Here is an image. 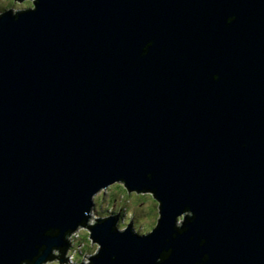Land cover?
<instances>
[{
  "label": "water",
  "instance_id": "water-1",
  "mask_svg": "<svg viewBox=\"0 0 264 264\" xmlns=\"http://www.w3.org/2000/svg\"><path fill=\"white\" fill-rule=\"evenodd\" d=\"M119 176L155 187L162 219L147 238L97 225L94 264L161 247L165 264H264V0H40L0 18V264L60 244L45 229Z\"/></svg>",
  "mask_w": 264,
  "mask_h": 264
},
{
  "label": "clouds",
  "instance_id": "clouds-1",
  "mask_svg": "<svg viewBox=\"0 0 264 264\" xmlns=\"http://www.w3.org/2000/svg\"><path fill=\"white\" fill-rule=\"evenodd\" d=\"M39 4L40 0H0V18L7 15L17 20L21 15L36 12ZM235 18V15L227 16L225 23H230ZM151 44V40L145 43L139 55H147ZM212 79H219V73H212ZM145 177L150 180L152 173L146 172ZM87 200L86 210L81 209L82 216L73 225L65 227L62 232L60 227L49 226L42 233L49 239L59 236L60 244H33L34 254L30 258L20 259L17 264H94L93 258L101 256L102 248L103 253L109 251L107 245H102L93 234L97 225L111 219L110 232L124 234L127 231L137 238H147L159 227L162 219V201L156 194L155 187L130 185L123 176L98 184L90 191ZM194 219L193 210L184 205L172 218V238L186 232L188 224L193 223ZM167 239L165 237V242ZM188 239L193 237L190 235ZM204 244L205 239L201 237L198 246ZM172 251L171 247H161L153 264H165ZM208 258V253L204 252L193 264H206ZM108 259L115 261L116 254L112 253Z\"/></svg>",
  "mask_w": 264,
  "mask_h": 264
}]
</instances>
